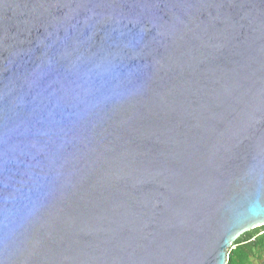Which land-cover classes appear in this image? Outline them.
I'll return each mask as SVG.
<instances>
[{
  "label": "water",
  "instance_id": "obj_1",
  "mask_svg": "<svg viewBox=\"0 0 264 264\" xmlns=\"http://www.w3.org/2000/svg\"><path fill=\"white\" fill-rule=\"evenodd\" d=\"M264 226V0H0V264H227Z\"/></svg>",
  "mask_w": 264,
  "mask_h": 264
},
{
  "label": "trees",
  "instance_id": "obj_2",
  "mask_svg": "<svg viewBox=\"0 0 264 264\" xmlns=\"http://www.w3.org/2000/svg\"><path fill=\"white\" fill-rule=\"evenodd\" d=\"M264 226L239 237L228 252L227 264H263Z\"/></svg>",
  "mask_w": 264,
  "mask_h": 264
},
{
  "label": "rangeland",
  "instance_id": "obj_3",
  "mask_svg": "<svg viewBox=\"0 0 264 264\" xmlns=\"http://www.w3.org/2000/svg\"><path fill=\"white\" fill-rule=\"evenodd\" d=\"M263 264H264V260H263V262H262Z\"/></svg>",
  "mask_w": 264,
  "mask_h": 264
}]
</instances>
